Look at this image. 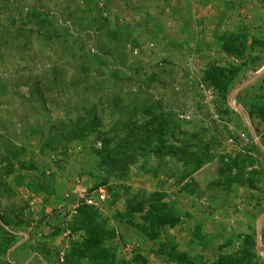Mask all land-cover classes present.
Wrapping results in <instances>:
<instances>
[{
  "label": "rangeland",
  "instance_id": "1",
  "mask_svg": "<svg viewBox=\"0 0 264 264\" xmlns=\"http://www.w3.org/2000/svg\"><path fill=\"white\" fill-rule=\"evenodd\" d=\"M263 68L264 0H0V264H91L101 190L119 260L264 264ZM155 193L181 223L145 232Z\"/></svg>",
  "mask_w": 264,
  "mask_h": 264
},
{
  "label": "trees",
  "instance_id": "2",
  "mask_svg": "<svg viewBox=\"0 0 264 264\" xmlns=\"http://www.w3.org/2000/svg\"><path fill=\"white\" fill-rule=\"evenodd\" d=\"M238 69L211 67L207 71V78L212 82L214 87L224 96L227 97L236 86ZM258 114L264 119V103L256 105ZM90 127V124L88 125ZM133 209L132 207H130ZM80 215L77 217V226L75 230L85 233L80 247L74 248L75 255L80 258L89 259L91 264H131L129 261L117 258L116 250L108 245V242L115 239V232L107 228L106 221L102 220L99 213L93 208L83 205L79 210ZM0 225L9 226L5 219L0 215ZM181 223V215L177 209L171 207L163 200L160 194H152L148 204L147 215L144 217V224L140 228L147 232L151 229L164 230L167 227H176ZM4 228V227H3ZM8 235H13L9 229H4ZM250 247H258L264 251V243L259 244L257 239L249 240ZM256 253L243 251L242 256H221L218 264H256L252 260L256 258ZM251 262V263H250Z\"/></svg>",
  "mask_w": 264,
  "mask_h": 264
},
{
  "label": "built area",
  "instance_id": "3",
  "mask_svg": "<svg viewBox=\"0 0 264 264\" xmlns=\"http://www.w3.org/2000/svg\"><path fill=\"white\" fill-rule=\"evenodd\" d=\"M107 199L106 194L101 190L96 196L88 197L85 201V203L88 206H92L95 208H100V205L104 203Z\"/></svg>",
  "mask_w": 264,
  "mask_h": 264
},
{
  "label": "water",
  "instance_id": "4",
  "mask_svg": "<svg viewBox=\"0 0 264 264\" xmlns=\"http://www.w3.org/2000/svg\"><path fill=\"white\" fill-rule=\"evenodd\" d=\"M264 73V68H263V70H262V72H261V74H263ZM236 109H239V110H243V108H241V107H235ZM261 221V220H260Z\"/></svg>",
  "mask_w": 264,
  "mask_h": 264
},
{
  "label": "crops",
  "instance_id": "5",
  "mask_svg": "<svg viewBox=\"0 0 264 264\" xmlns=\"http://www.w3.org/2000/svg\"><path fill=\"white\" fill-rule=\"evenodd\" d=\"M261 74V73H260Z\"/></svg>",
  "mask_w": 264,
  "mask_h": 264
}]
</instances>
